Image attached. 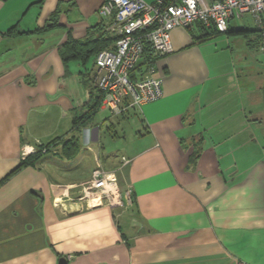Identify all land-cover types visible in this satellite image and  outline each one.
Returning <instances> with one entry per match:
<instances>
[{"label": "crops", "instance_id": "0c3cea01", "mask_svg": "<svg viewBox=\"0 0 264 264\" xmlns=\"http://www.w3.org/2000/svg\"><path fill=\"white\" fill-rule=\"evenodd\" d=\"M104 1L0 0V264H264V117L247 112L264 102V78L252 34L235 57L232 30L250 28L235 18L209 38L200 23L175 27L173 51L155 54L162 98L95 122L73 157L55 145L17 168L88 110L94 59L65 63L61 53L69 34L114 35ZM131 118L121 155L101 157L104 125ZM97 167L116 172L131 203L78 197Z\"/></svg>", "mask_w": 264, "mask_h": 264}, {"label": "built area", "instance_id": "2783aa9c", "mask_svg": "<svg viewBox=\"0 0 264 264\" xmlns=\"http://www.w3.org/2000/svg\"><path fill=\"white\" fill-rule=\"evenodd\" d=\"M99 13L110 21L109 29L117 39L114 48L97 53L94 82L104 94L101 106L114 115L163 97V77L157 74L154 62H149L137 79L132 71L146 47L161 56L173 51L171 31L175 27L200 23L205 30L225 32L231 19L248 14L262 33L259 48L264 51V0H105ZM77 193L79 198L111 206L131 203L130 192L123 194L116 172L102 167L93 170Z\"/></svg>", "mask_w": 264, "mask_h": 264}, {"label": "trees", "instance_id": "16d2710c", "mask_svg": "<svg viewBox=\"0 0 264 264\" xmlns=\"http://www.w3.org/2000/svg\"><path fill=\"white\" fill-rule=\"evenodd\" d=\"M167 1L170 2L172 0H167ZM207 31L208 32L204 33L202 38L204 37L209 38L213 35L214 32H216V30L214 31L207 30ZM232 32H234L237 35H244L247 37H249L251 34L252 35L254 34L256 36L255 39L249 40V43L253 42L255 43V47L257 49L259 48L262 33L257 28L253 29V28L242 27V28L233 29ZM116 39L117 37L115 35L106 34V33L98 37H89L86 39H77L69 34L67 40L63 44V51L61 55L65 63H68L72 60H78L83 65H86L93 58L94 59L93 63L95 65V57L97 53L103 48H114ZM155 60H156V55L154 51L149 47H146L143 59L138 62V64L132 71V77L134 79H137L138 75L144 72L146 65L149 62H154ZM87 74L89 73L87 72ZM89 87H90L91 96L87 103L88 110L84 112L82 111L75 113V116L73 118L75 133L73 132L69 136H58L48 143L38 144L37 150L32 154H30L17 168H20L21 166L29 163H35L36 160H38L39 158H41L43 154H45L43 152H45L44 148L46 147L51 148L52 146L58 145L61 147V153L67 157H73L80 151L81 149L80 138L78 137L76 132L79 133L80 129H82L92 121L97 110L101 107L102 98L104 96L103 92H101L99 87H97L93 83ZM263 92H264V86H263Z\"/></svg>", "mask_w": 264, "mask_h": 264}, {"label": "rangeland", "instance_id": "374dc122", "mask_svg": "<svg viewBox=\"0 0 264 264\" xmlns=\"http://www.w3.org/2000/svg\"><path fill=\"white\" fill-rule=\"evenodd\" d=\"M234 24H238V26H247L250 28H256L254 20L252 19V17L250 15H245L242 18H235L234 19ZM254 35V34H253ZM251 36V38L256 37ZM232 39L234 40V48H235V57L238 58L239 56H242L243 54H246V39L242 36V35H232L231 36ZM256 49V50H255ZM255 49H251L252 51V57L254 55V58H257L259 60L258 64H256V66L258 67L257 72H260L262 74V78H264V51H262L260 48H255ZM236 61V60H235ZM92 66V65H91ZM91 69V67H90ZM252 74H254L256 77L258 76V74L254 69L251 70ZM242 78H245L244 76ZM247 112H251L254 116L257 113L258 114V118H263L264 117V102H258L256 105L253 104L251 107L248 106L247 108ZM112 115H114L110 110H106V109H102L99 110L96 114V116L94 117V121L91 122L90 124L87 125L86 128H83L81 132H76V134L78 135V137L80 138V143L81 146L84 148L85 144H86V140L93 137V129L92 126H94L93 124H95V122H99L102 123L104 122L107 118L112 117ZM253 116V117H254ZM136 119L131 118L130 121H125L124 123L120 124V125H116V127H113L114 129H112V131H109L106 126L108 124V122L104 125V129L100 132V144L102 145V147L97 146L99 152H100V156L102 157V154L108 155L111 152L118 154V156L121 155V151L119 150L121 145L123 144V139H125V137L129 136V132L131 130H133L136 126ZM261 121V120H259ZM262 122V126L264 127V120L261 121ZM259 126H261V124H259ZM258 126V127H259ZM88 128V129H87ZM115 130V131H114ZM123 130H125L127 133H123ZM75 133V132H74ZM114 134V135H111ZM258 138L261 140L263 136V133H261L260 131L257 134ZM89 143V142H88ZM93 146V144L91 145ZM57 147L52 146L50 147H46L45 152L43 153H56L57 152ZM36 150V149H35ZM101 151H103V153L101 154ZM86 157V158H85ZM89 159V160H88ZM83 160H86L85 162H82ZM82 163V166L79 168V172L77 173H81L82 177H85V170L86 167L89 163L90 157L89 154H85V156H83V158H81L79 160ZM110 166V165H108ZM93 203H97V201L91 202Z\"/></svg>", "mask_w": 264, "mask_h": 264}, {"label": "water", "instance_id": "95a60500", "mask_svg": "<svg viewBox=\"0 0 264 264\" xmlns=\"http://www.w3.org/2000/svg\"><path fill=\"white\" fill-rule=\"evenodd\" d=\"M59 264H68V259L65 257H61L59 260Z\"/></svg>", "mask_w": 264, "mask_h": 264}]
</instances>
